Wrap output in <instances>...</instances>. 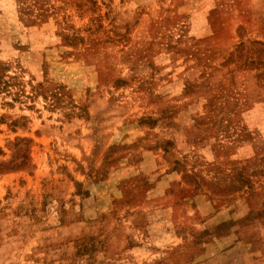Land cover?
Segmentation results:
<instances>
[{
	"label": "rangeland",
	"instance_id": "1",
	"mask_svg": "<svg viewBox=\"0 0 264 264\" xmlns=\"http://www.w3.org/2000/svg\"><path fill=\"white\" fill-rule=\"evenodd\" d=\"M0 264H264V0H0Z\"/></svg>",
	"mask_w": 264,
	"mask_h": 264
},
{
	"label": "trees",
	"instance_id": "2",
	"mask_svg": "<svg viewBox=\"0 0 264 264\" xmlns=\"http://www.w3.org/2000/svg\"><path fill=\"white\" fill-rule=\"evenodd\" d=\"M31 143L32 140L26 137H16L10 142V146L13 149L11 159L0 162V172L28 167Z\"/></svg>",
	"mask_w": 264,
	"mask_h": 264
}]
</instances>
